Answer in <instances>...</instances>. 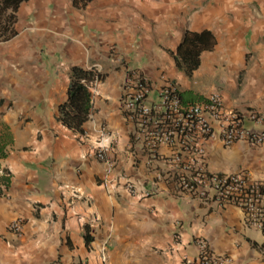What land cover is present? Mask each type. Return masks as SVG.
<instances>
[{
  "label": "crops",
  "instance_id": "obj_1",
  "mask_svg": "<svg viewBox=\"0 0 264 264\" xmlns=\"http://www.w3.org/2000/svg\"><path fill=\"white\" fill-rule=\"evenodd\" d=\"M15 30L0 41V163L11 174L0 196V264H198L196 238L226 255L224 264H264V231L238 208H204L164 182L142 196L152 179L128 148L129 125L119 111L127 69L156 86L161 74L183 82L172 53L186 31L215 38L192 77L212 53L218 57L208 64L260 66L248 74L264 82V0H92L83 8L27 0ZM75 65L104 75L90 87L94 113L82 136L57 121ZM256 111L255 127L264 130V104ZM102 129L114 142L99 160L90 151ZM204 146L209 170L264 181V148ZM121 175L135 180L137 195L119 186ZM72 190L80 196L73 199ZM16 220L23 223L18 236L7 231Z\"/></svg>",
  "mask_w": 264,
  "mask_h": 264
},
{
  "label": "built area",
  "instance_id": "obj_2",
  "mask_svg": "<svg viewBox=\"0 0 264 264\" xmlns=\"http://www.w3.org/2000/svg\"><path fill=\"white\" fill-rule=\"evenodd\" d=\"M109 50L112 55L117 54L114 47ZM180 95L178 86L164 74L156 86L142 71L126 70L119 111L129 125L128 148L136 159H141L143 169L152 179L151 187L144 189L142 196L153 195L157 184L164 182L172 186L176 196L188 197L204 208L236 207L251 227L264 231V181L252 179L244 171L209 170L204 146L213 140L222 146L243 141L251 147L264 148V130L255 127L260 121L259 113L250 108L228 109L219 94L197 102H186ZM113 142L111 133L102 129L90 154L104 160ZM10 175L0 163V196H5ZM118 184L130 195L138 194L136 182L129 176L121 175ZM79 196V191L72 190L73 199ZM22 224L16 220L8 225L7 231L18 236ZM173 237L176 239L175 234ZM194 245L198 264L229 261L226 255L212 253L202 238L194 239ZM105 260L103 255L102 262Z\"/></svg>",
  "mask_w": 264,
  "mask_h": 264
},
{
  "label": "trees",
  "instance_id": "obj_3",
  "mask_svg": "<svg viewBox=\"0 0 264 264\" xmlns=\"http://www.w3.org/2000/svg\"><path fill=\"white\" fill-rule=\"evenodd\" d=\"M27 0H0V41L16 36V12ZM92 0H72L73 6L85 7ZM215 46V38L210 31H186L175 53H172L176 68L191 77L201 64V54L210 52ZM104 75L95 68L72 66L69 72V85L66 100L58 107L57 121L68 130L85 134L84 126L94 113L90 87L94 82H102ZM186 102H195L200 98L191 91L181 92ZM88 233L84 235L86 243L90 241Z\"/></svg>",
  "mask_w": 264,
  "mask_h": 264
},
{
  "label": "rangeland",
  "instance_id": "obj_4",
  "mask_svg": "<svg viewBox=\"0 0 264 264\" xmlns=\"http://www.w3.org/2000/svg\"><path fill=\"white\" fill-rule=\"evenodd\" d=\"M212 56L217 58L218 54L207 53L203 55L200 77L196 75L194 77L186 76L182 83L173 81L181 92L191 91L200 98L196 101H202L211 94H219L224 97L225 103L234 102L236 106L232 108L236 110L257 109V106L261 107L264 104V82L260 83V79L257 81L250 79L248 74L250 69L256 73L257 70L261 69L260 66L208 64L210 63L209 58Z\"/></svg>",
  "mask_w": 264,
  "mask_h": 264
}]
</instances>
